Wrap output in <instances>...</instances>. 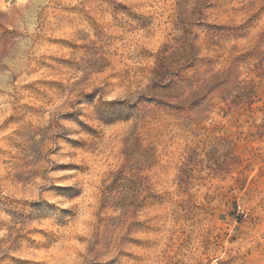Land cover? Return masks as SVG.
I'll list each match as a JSON object with an SVG mask.
<instances>
[{"label":"rangeland","instance_id":"374dc122","mask_svg":"<svg viewBox=\"0 0 264 264\" xmlns=\"http://www.w3.org/2000/svg\"><path fill=\"white\" fill-rule=\"evenodd\" d=\"M0 264H264V0L0 2Z\"/></svg>","mask_w":264,"mask_h":264},{"label":"built area","instance_id":"2783aa9c","mask_svg":"<svg viewBox=\"0 0 264 264\" xmlns=\"http://www.w3.org/2000/svg\"><path fill=\"white\" fill-rule=\"evenodd\" d=\"M5 1H8V0H0V2H5Z\"/></svg>","mask_w":264,"mask_h":264}]
</instances>
